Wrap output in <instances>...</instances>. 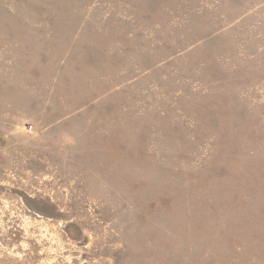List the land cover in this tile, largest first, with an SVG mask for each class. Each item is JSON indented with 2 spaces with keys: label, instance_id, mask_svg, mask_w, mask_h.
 Segmentation results:
<instances>
[{
  "label": "rangeland",
  "instance_id": "obj_1",
  "mask_svg": "<svg viewBox=\"0 0 264 264\" xmlns=\"http://www.w3.org/2000/svg\"><path fill=\"white\" fill-rule=\"evenodd\" d=\"M0 264H264V0H0Z\"/></svg>",
  "mask_w": 264,
  "mask_h": 264
}]
</instances>
